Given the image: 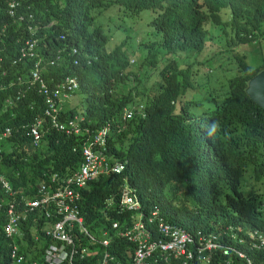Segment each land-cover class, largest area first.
<instances>
[{
  "label": "clouds",
  "instance_id": "clouds-1",
  "mask_svg": "<svg viewBox=\"0 0 264 264\" xmlns=\"http://www.w3.org/2000/svg\"><path fill=\"white\" fill-rule=\"evenodd\" d=\"M263 38L264 0H0V46L49 74L0 139L68 146L30 181L0 172L4 264H264ZM168 113L194 163L147 147Z\"/></svg>",
  "mask_w": 264,
  "mask_h": 264
},
{
  "label": "trees",
  "instance_id": "trees-1",
  "mask_svg": "<svg viewBox=\"0 0 264 264\" xmlns=\"http://www.w3.org/2000/svg\"><path fill=\"white\" fill-rule=\"evenodd\" d=\"M261 44H264V38L261 40ZM11 47L12 49L0 46V133L6 124L14 127L17 124L16 119L19 118L17 115L15 119L13 117L11 120L8 119V110L3 108L6 100H11V109L17 111L27 110L29 102H34L38 105L37 96L35 94L38 81L31 80V75L28 73L29 69L35 67L38 70V77L41 81L47 82L49 77L45 68L33 64L35 60L33 56L15 55L13 50L16 49L14 46ZM166 80L170 92L176 95L185 85L192 87L193 83L195 85L203 84L205 76L196 68L191 74L183 76L167 75ZM189 90L192 91V89ZM234 92L235 91H232L226 96V100H228L229 104L232 103ZM190 95L191 92H188L187 96ZM193 105L198 106L197 103H193ZM184 108L185 105L181 106V113L185 112ZM167 125L169 127V132L166 136L148 144L147 147L156 152L154 156H166L167 154L175 152L182 161L194 163V155L186 150L182 141L179 117L168 113ZM17 142L20 143L19 147L16 146ZM159 145H161V149L158 148ZM31 146L30 139L24 137L23 132L20 130L12 132L6 139H0V172L6 177L11 178L9 179L10 181L14 180L12 173H19L23 168L30 173L26 176L27 180L30 181L37 178L40 172L49 171V169H53L54 165H58L57 150L62 151L64 154L68 151V146L63 143L62 140L55 142L54 138L52 140H47L42 148L34 150ZM181 168L180 165H175L173 167V169L177 171H181ZM235 191L239 193L240 187H237ZM214 194L217 203L226 199L224 196H220L219 194L216 195V193ZM95 203L96 197L94 196V204ZM180 203L181 202H179V204ZM172 212L174 211L169 212V214L171 215ZM3 247L11 251L9 240L3 239L0 233V264H4L10 257V254L4 252ZM24 250L27 252L21 253V264H25L26 258L31 254V252H28L30 251L29 247H25ZM24 250L23 246H19L16 252H23ZM35 250L37 249L35 248Z\"/></svg>",
  "mask_w": 264,
  "mask_h": 264
}]
</instances>
